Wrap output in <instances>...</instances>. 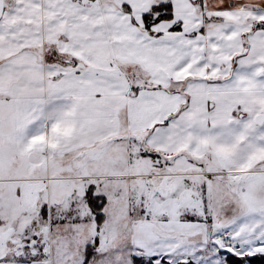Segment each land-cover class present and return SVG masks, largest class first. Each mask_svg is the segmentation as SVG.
Returning <instances> with one entry per match:
<instances>
[{"label":"snow or ice","instance_id":"1","mask_svg":"<svg viewBox=\"0 0 264 264\" xmlns=\"http://www.w3.org/2000/svg\"><path fill=\"white\" fill-rule=\"evenodd\" d=\"M0 264H264V0H0Z\"/></svg>","mask_w":264,"mask_h":264}]
</instances>
